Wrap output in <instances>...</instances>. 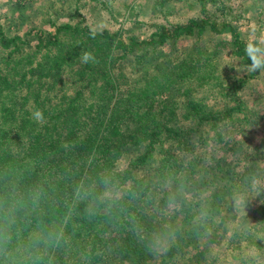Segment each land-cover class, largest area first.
<instances>
[{
	"label": "trees",
	"instance_id": "obj_1",
	"mask_svg": "<svg viewBox=\"0 0 264 264\" xmlns=\"http://www.w3.org/2000/svg\"><path fill=\"white\" fill-rule=\"evenodd\" d=\"M167 1L154 0L153 7L160 13ZM196 1L199 17L155 22L145 38L82 23L7 34L0 24V187L11 180L21 193L40 191L39 213L64 233L53 264H172V251L182 256L194 240L218 237L211 223L194 224L201 202L181 198L178 188L196 185L205 170L214 176L222 170L221 158L197 168V150L221 140L243 110L240 90L260 70L248 69L246 42L221 20L215 0ZM225 32L230 38L221 37ZM205 35L215 38L212 53ZM188 37L189 49L165 51ZM83 51L95 62L83 63ZM148 61L152 73L141 67ZM36 108L43 122L32 119ZM245 175L242 200L256 189L250 182L261 181ZM253 194L241 203L250 205L247 232L232 230L222 246L231 264H264V192ZM175 231L180 237H172ZM172 239L158 253L156 241Z\"/></svg>",
	"mask_w": 264,
	"mask_h": 264
},
{
	"label": "rangeland",
	"instance_id": "obj_2",
	"mask_svg": "<svg viewBox=\"0 0 264 264\" xmlns=\"http://www.w3.org/2000/svg\"><path fill=\"white\" fill-rule=\"evenodd\" d=\"M153 2L154 0H0V24L7 34L22 35L31 27L48 30L54 23H82L92 29L118 30L123 38L129 35L145 38L153 31L155 22H182L200 16L196 0L167 1L163 8L165 10L162 9L160 13L153 7ZM214 6L222 13L221 20L230 21L246 44L253 42L264 47V0H215ZM221 37L228 39L230 34L225 32ZM213 39L214 36L204 37L209 53L213 52L215 46ZM175 41L170 42L173 43L170 48H165L166 52L175 54L189 49L193 38ZM151 65L148 61L141 67L151 70L152 73ZM137 76L138 74H134V77ZM248 80L240 90L244 100L242 112L232 124L224 125L226 127L222 130L220 141L211 139L202 149L197 150V153L201 151V159L195 164L197 168L203 171L208 162L211 161L212 164L215 158H221L219 165L222 170L216 176L205 170L196 174V185L193 186L190 180L189 189L182 191L178 188L179 193H182L179 194L181 198L184 196L186 200L194 203L201 202L196 208L198 210L193 218L194 224L211 223V233H217L218 237L194 240L182 256L180 252L172 251L173 255L169 256L172 264H231L229 250H222V246L231 237L232 230L247 232L245 229L249 217L245 223L244 216L250 205L244 204L243 209L241 203L246 199L250 202L253 192L257 196L264 192V70ZM128 155L126 153L119 157L115 166L121 168ZM156 160L157 158L152 163ZM246 173L256 174L261 181H251L250 184L256 189L246 196L248 198L242 200V191L238 186ZM260 187L261 190H258ZM207 201H214V206L209 208L211 213L207 211L209 209L202 210ZM185 225L183 223L182 227H186ZM201 231L202 235L207 232L202 229ZM251 235L256 241L260 239L259 234ZM178 236L180 237L178 231H175L172 237ZM159 241L161 240L156 241L154 247L160 254L166 253L173 244V239L163 246ZM261 259L264 261V256Z\"/></svg>",
	"mask_w": 264,
	"mask_h": 264
},
{
	"label": "clouds",
	"instance_id": "obj_3",
	"mask_svg": "<svg viewBox=\"0 0 264 264\" xmlns=\"http://www.w3.org/2000/svg\"><path fill=\"white\" fill-rule=\"evenodd\" d=\"M245 53L250 61V71L264 69V47L248 42ZM80 59L83 63L95 62V56L89 51H83ZM31 117L37 123L46 119L39 108L31 113ZM89 194L87 190L83 193ZM114 195L108 193L110 202ZM98 198L103 200L104 194ZM40 204L39 190L21 193L11 180L0 187V264H53L52 253L61 246L64 233L54 218L39 213Z\"/></svg>",
	"mask_w": 264,
	"mask_h": 264
}]
</instances>
